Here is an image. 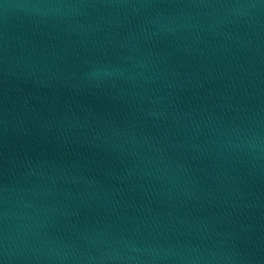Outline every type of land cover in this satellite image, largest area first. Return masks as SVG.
Instances as JSON below:
<instances>
[{
	"label": "water",
	"instance_id": "95a60500",
	"mask_svg": "<svg viewBox=\"0 0 264 264\" xmlns=\"http://www.w3.org/2000/svg\"><path fill=\"white\" fill-rule=\"evenodd\" d=\"M0 264H264V0H0Z\"/></svg>",
	"mask_w": 264,
	"mask_h": 264
}]
</instances>
